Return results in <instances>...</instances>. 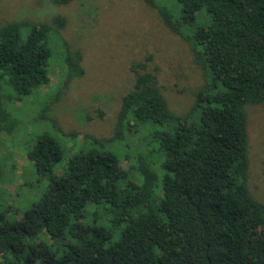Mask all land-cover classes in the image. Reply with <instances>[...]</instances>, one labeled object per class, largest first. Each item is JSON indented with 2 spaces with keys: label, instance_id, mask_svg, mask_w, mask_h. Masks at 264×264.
<instances>
[{
  "label": "trees",
  "instance_id": "obj_1",
  "mask_svg": "<svg viewBox=\"0 0 264 264\" xmlns=\"http://www.w3.org/2000/svg\"><path fill=\"white\" fill-rule=\"evenodd\" d=\"M142 1L189 43L203 84L186 112L172 110L145 53L128 66L131 83L112 133H84L61 175L53 172L59 145L37 136L26 155L45 187L19 219L0 212V264H264V201L249 187L247 112L264 103V0ZM200 11L208 22L183 35ZM66 24L61 13L0 22V131L17 124L6 103L38 94L58 64V84L39 114L59 128L50 105L84 74L82 49L61 38ZM123 130L142 135L148 148L126 155L127 169L102 148ZM100 211L121 226L117 239L82 224L86 213L96 219Z\"/></svg>",
  "mask_w": 264,
  "mask_h": 264
},
{
  "label": "rangeland",
  "instance_id": "obj_2",
  "mask_svg": "<svg viewBox=\"0 0 264 264\" xmlns=\"http://www.w3.org/2000/svg\"><path fill=\"white\" fill-rule=\"evenodd\" d=\"M54 13H61L67 19L61 38L82 49L84 74L73 78L50 105L49 115L55 117L59 128H54L51 120H43L39 109L48 100L51 88L58 84L60 64H52L55 65L53 70L49 68V83L40 86L38 94L6 103L17 124L11 132L0 131V212L5 219H19L45 187V180L38 179L26 155L37 136L48 135L59 145L62 154L53 168L54 174L59 176L68 157L83 146L84 133L100 138L112 133L120 95L131 83L128 66L132 60L145 53L152 55L149 66L157 69L168 104L178 113L190 108L193 91L204 82L202 68L186 39L170 31L156 9L142 0H80L64 5L47 0H0V22L21 18L48 20ZM206 22L208 16L203 11L198 12L183 35ZM1 92L6 93V89L0 90V101L6 102ZM247 112L249 187L264 201V103L248 106ZM146 132L147 128L143 134ZM122 133L121 139L106 141L102 148L118 158L121 169H127L132 159L126 155L133 156L142 147L147 152L148 148L142 145V135L126 130ZM148 158L153 165L154 158ZM156 171L161 176L162 170ZM81 222L108 229L112 241L117 239L121 227H113L104 211H100L96 219L88 212Z\"/></svg>",
  "mask_w": 264,
  "mask_h": 264
}]
</instances>
